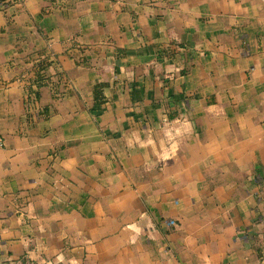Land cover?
<instances>
[{
    "label": "crops",
    "instance_id": "1",
    "mask_svg": "<svg viewBox=\"0 0 264 264\" xmlns=\"http://www.w3.org/2000/svg\"><path fill=\"white\" fill-rule=\"evenodd\" d=\"M0 138V264H264V0L0 5Z\"/></svg>",
    "mask_w": 264,
    "mask_h": 264
},
{
    "label": "built area",
    "instance_id": "2",
    "mask_svg": "<svg viewBox=\"0 0 264 264\" xmlns=\"http://www.w3.org/2000/svg\"><path fill=\"white\" fill-rule=\"evenodd\" d=\"M16 1L17 0H3L0 5H1V7H6L9 4H12ZM64 82H66V78L61 73H59L58 80L55 82L56 84H54L53 82H52V85L50 84V87L52 88V93L54 94V96L62 97V90L59 88H60V86H61V88L63 87L62 85L64 84ZM34 83L36 85L49 84L45 77L40 79V80H36V82H34ZM2 145H3V140L0 138V146H2ZM169 222L171 224L174 223L173 221H169Z\"/></svg>",
    "mask_w": 264,
    "mask_h": 264
},
{
    "label": "trees",
    "instance_id": "3",
    "mask_svg": "<svg viewBox=\"0 0 264 264\" xmlns=\"http://www.w3.org/2000/svg\"><path fill=\"white\" fill-rule=\"evenodd\" d=\"M0 1H3V0H0Z\"/></svg>",
    "mask_w": 264,
    "mask_h": 264
}]
</instances>
